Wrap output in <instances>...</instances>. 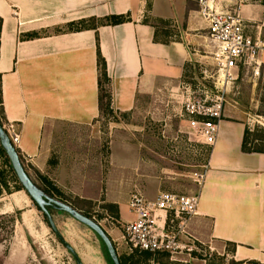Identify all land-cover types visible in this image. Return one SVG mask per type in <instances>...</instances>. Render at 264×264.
<instances>
[{
    "label": "crops",
    "instance_id": "1",
    "mask_svg": "<svg viewBox=\"0 0 264 264\" xmlns=\"http://www.w3.org/2000/svg\"><path fill=\"white\" fill-rule=\"evenodd\" d=\"M197 6L190 0H0V115L20 135L19 155L43 165L54 125L84 127L100 119V56L110 110L116 114L130 113L140 97L181 82L200 62L197 50L190 51L198 40L195 33L204 29L208 36ZM120 15L130 21L106 24L107 17ZM154 21L179 30L182 40H161ZM246 130L245 121H221L203 166L202 188L193 182V173V189L175 186L164 173L154 175L131 137L112 149L95 196L59 180L58 185L81 200L99 199L105 188V202L118 206L122 227L132 220L128 203L133 193L147 200L161 192L198 195V213L187 229L195 249L214 252L228 245L234 264H264V152L243 150ZM107 234L121 241L119 231Z\"/></svg>",
    "mask_w": 264,
    "mask_h": 264
},
{
    "label": "rangeland",
    "instance_id": "2",
    "mask_svg": "<svg viewBox=\"0 0 264 264\" xmlns=\"http://www.w3.org/2000/svg\"><path fill=\"white\" fill-rule=\"evenodd\" d=\"M190 1L198 3L196 9L200 10V0ZM208 1L222 11L237 10L248 34L264 42V0ZM156 23L161 40H182L176 28ZM195 35L198 40L190 44V51L197 50L200 62L181 82L140 97L137 108L130 113L120 115L104 109L100 119L89 126L54 125L47 134L48 155L43 165L28 163L20 156L32 181L41 190H47L48 196L88 216L106 232L112 229L122 233L118 206L105 202V188L99 199L81 200L70 189L60 188L58 180L95 196L94 189L102 185L107 175L112 149L131 137L139 145L143 161L152 165L154 175L164 173L163 178L174 181L175 186L193 189L189 177L207 164L210 148L189 133L184 107L192 92L197 99H204L206 94L213 98L224 92L222 118L245 121L247 148L264 151V46L256 63L242 68L236 81L217 84L219 76L212 58L215 46L208 39L207 30ZM0 119L4 124L2 115ZM10 166L0 141V264H77L44 212L20 189ZM60 168L62 173H56ZM49 210L57 230L82 264H112L106 245L94 231L68 213L53 207ZM112 242L121 264H228V259L232 262L228 255L233 249L228 245L222 251L194 249L193 253L172 257L131 251L122 240Z\"/></svg>",
    "mask_w": 264,
    "mask_h": 264
},
{
    "label": "built area",
    "instance_id": "3",
    "mask_svg": "<svg viewBox=\"0 0 264 264\" xmlns=\"http://www.w3.org/2000/svg\"><path fill=\"white\" fill-rule=\"evenodd\" d=\"M200 0V15L208 27V39L215 48L212 58L217 69V84H231L246 66L256 63L264 42L254 40L247 32L244 19L237 10L222 11ZM217 88V87H216ZM222 90V89H221ZM185 103L184 112L191 136L208 147L216 144L220 123L223 120L225 93L215 97L206 94L197 99L194 92ZM3 128L12 144L20 143L13 123H4ZM207 168L192 174L193 182L202 188ZM199 196L161 192L155 199L147 200L142 193L131 195L128 210L132 220L123 226L121 240L132 250L153 256L170 254L172 257L193 253L195 242L188 233V224L198 213Z\"/></svg>",
    "mask_w": 264,
    "mask_h": 264
},
{
    "label": "water",
    "instance_id": "4",
    "mask_svg": "<svg viewBox=\"0 0 264 264\" xmlns=\"http://www.w3.org/2000/svg\"><path fill=\"white\" fill-rule=\"evenodd\" d=\"M0 141L3 149L7 153L11 165L13 167V170L15 171V174L21 184V186L24 188L26 193L29 195V197L36 203V205L44 212L46 215L50 226L57 234L58 238L62 242L63 245L67 247V249L72 253L74 256L77 264H82L80 258L78 257L77 253L74 251V249L68 245V243L65 241L63 236L59 233L57 230L54 221L52 219L51 214L48 211V207H54L55 209H58L62 212L68 213L73 218H75L77 221L83 223L88 228H90L92 231H94L100 239L103 241V243L106 245V248L108 250V253L112 259L113 264H121L120 260L118 258L116 248L107 234V232L94 220L86 217L82 213L78 212L76 209L71 207L70 205L60 202L50 196H48L43 190H41L29 177L28 173L26 172L23 163L20 159V155L16 149V147L12 144L10 138L6 134L3 125L0 124Z\"/></svg>",
    "mask_w": 264,
    "mask_h": 264
},
{
    "label": "trees",
    "instance_id": "5",
    "mask_svg": "<svg viewBox=\"0 0 264 264\" xmlns=\"http://www.w3.org/2000/svg\"><path fill=\"white\" fill-rule=\"evenodd\" d=\"M128 21H130V17L128 15L127 16L126 15L111 16V17H107L106 20H105L106 24H109V25H119V24H123V23L128 22ZM0 27H1V19H0ZM99 59H100L99 65L101 67V77H100V81H99L100 106H101V109L103 111L104 109H110V99L111 98H110L109 90L107 89V86H106L108 84V81H109L108 77H107V73H106V65H105V62L101 59V56L99 57ZM0 124L3 125L1 119H0ZM246 135H247V130H246V133H245V138H244V143H243V150L245 152H264V151H255V150L248 149L247 148L248 140H247V136ZM1 149H2L3 152H5V150L3 149L2 145H1ZM20 159H21V157H20ZM10 167L13 169L12 165ZM17 182H19L18 178H17ZM46 182H48V181H46ZM19 184H20V182H19ZM46 184H48V183H46ZM20 189L24 190V188L22 186H21ZM44 192L49 195V192L47 190H44ZM56 192H58V191H56ZM47 209H48V211L50 213V210H49L50 208H47ZM117 212L118 211H116V213ZM86 217H88V216H86ZM111 263L113 264L112 260H111ZM231 264H234V262H231Z\"/></svg>",
    "mask_w": 264,
    "mask_h": 264
},
{
    "label": "flooded vegetation",
    "instance_id": "6",
    "mask_svg": "<svg viewBox=\"0 0 264 264\" xmlns=\"http://www.w3.org/2000/svg\"><path fill=\"white\" fill-rule=\"evenodd\" d=\"M48 208H52V207H48ZM54 208V207H53Z\"/></svg>",
    "mask_w": 264,
    "mask_h": 264
}]
</instances>
